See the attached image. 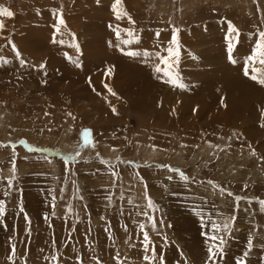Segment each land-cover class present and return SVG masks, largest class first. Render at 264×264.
<instances>
[{"label":"rangeland","instance_id":"374dc122","mask_svg":"<svg viewBox=\"0 0 264 264\" xmlns=\"http://www.w3.org/2000/svg\"><path fill=\"white\" fill-rule=\"evenodd\" d=\"M113 4L0 0L13 13L0 16V57L7 60H0V264H49L51 255L59 264H117V254L123 264H148L141 223L156 264L161 255L164 264H210L211 241L203 234H211L210 219L231 225L219 233L224 256L216 264H236L245 252L247 264H264L257 202L264 200V85L244 74L264 31V0H122L134 23L117 19ZM57 11L64 19L59 33ZM229 22L239 32L236 63L229 59ZM117 28L121 39L134 30L137 42L120 44ZM173 29L180 45L174 70L186 87L156 73L157 81L141 82V96L128 82L131 68L152 70L159 60L124 52L166 55ZM223 79L233 83L225 87L231 101L212 106ZM84 130L91 146L84 145ZM146 194L158 211L147 208ZM145 211L155 217V230L139 214Z\"/></svg>","mask_w":264,"mask_h":264},{"label":"snow or ice","instance_id":"6c2138e0","mask_svg":"<svg viewBox=\"0 0 264 264\" xmlns=\"http://www.w3.org/2000/svg\"><path fill=\"white\" fill-rule=\"evenodd\" d=\"M121 2L122 0H114L113 4V10L116 14L117 19H121L122 17H127L130 23H134V21L131 20V17L128 16L127 12L121 7ZM57 19H56V24L54 25L55 32L59 33L61 26L64 25V19H63V14L60 11H57L55 13ZM0 16L4 17H12L13 13L8 10L7 8L0 7ZM5 25L2 20H0V32L3 31ZM117 39L120 41V44L123 45H130L134 44L137 42L138 37H136L134 30L132 29H126L124 30L125 36L127 38L121 39V30L119 28L115 29ZM179 29H173L172 32V39L169 42V46L165 49L166 55H162L160 52H153L149 53L147 50H144L142 53L138 50L135 49H129L124 52V54L128 56H139V55H144L145 57L149 56H155L158 60L159 63L155 64L154 66V72L155 73H163V77L166 78V82L180 88L186 87V85L183 83L181 77L179 76V73L176 72L174 69L176 67V64L179 61V56H180V45L178 41V34ZM159 33H157V36ZM239 36L238 30L229 22L228 25V35L226 36V39L228 40V53H229V59L233 62L236 63V60L232 56L233 49L236 47V45L233 43L234 39H237ZM62 42V41H61ZM8 43L12 45V50L15 52L16 57L20 59V62L23 64L25 61L20 58L21 54L19 51L16 49V46L12 44V41L9 39ZM120 44L117 45V47H120ZM121 51H124V49H121ZM0 60H3L5 63H7V60L3 57H0ZM260 64L264 66V31L258 33V38L256 39L255 46L252 48L251 53L245 58L244 60V74L246 76L250 75V78L252 80L257 81L258 83L264 85V68H256V64ZM41 69H43L45 66L41 64L39 66ZM249 68H251V74L249 72ZM110 74V70H109ZM107 90L112 94L115 95L114 92H112L111 88H108L107 85H105ZM115 111V109H113ZM264 115V113H262ZM82 139L84 142L85 146H91L92 142L90 140V131L89 130H84L82 132ZM42 151V150H41ZM253 155L255 153L253 152ZM103 163V161H102ZM161 167H169L167 165H161ZM13 175L8 178L7 184L8 187L11 188L13 181L15 180V168L12 169ZM170 171L176 172L181 176V179L183 180H188L189 177H187L183 172H181L179 169H172L170 168ZM171 179V177H169ZM210 184H212L214 187H219L216 185L213 181H209ZM224 190L221 189V192ZM8 193L6 192L5 195ZM228 195H232V193H228ZM146 200H147V208L152 211H158L157 206L155 203L152 201L150 197L147 196L146 194ZM110 199V198H109ZM240 197H236V200H240ZM131 202V201H130ZM251 202V201H249ZM260 206H261V211H264V200H258L257 201ZM55 207V197H53V208ZM21 211L23 209L21 208ZM69 212H71V208L69 207L68 209ZM5 213V204L4 201L0 200V217H3ZM140 215H144L147 217L148 222L151 224L153 230L156 228V219L154 216L149 215L148 211L139 213ZM53 215H55V212H53ZM25 219L27 220L28 217L25 215ZM232 220L235 219V217L231 218ZM163 221H161V224ZM201 223L202 225L205 224L203 217H201ZM206 227H209L210 233H203L204 235L207 236V240L211 241V243L208 244V261L210 264H216V258L219 256L220 258H223L224 256V244L225 241L223 239V236L219 235L221 232H230L231 230V225L228 222V220H225L222 224L218 221L215 220H209L208 224L205 225ZM139 230L143 233V248L144 252L146 253L144 256V260L148 262V264H156V251L155 247H151V240L149 237V234L147 230L145 229V224L141 223L139 225ZM249 250L252 247L251 244V238L249 239ZM151 253L150 255L148 253ZM12 253H15V245L12 246ZM247 252L243 254L242 257L238 258L236 261V264H247ZM11 255L9 256V259H11ZM79 260V258H77ZM117 262V264H123V262L119 258V254L114 258ZM49 264H59V256L58 255H51ZM99 264V262H98ZM159 264H164V257L161 255L159 257Z\"/></svg>","mask_w":264,"mask_h":264},{"label":"bare ground","instance_id":"6f19581e","mask_svg":"<svg viewBox=\"0 0 264 264\" xmlns=\"http://www.w3.org/2000/svg\"><path fill=\"white\" fill-rule=\"evenodd\" d=\"M116 55V54H115ZM119 58V57H118ZM132 58V57H131ZM51 62V61H50ZM133 64H135V63H133ZM132 64V65H133ZM138 64V63H137ZM139 64H141V63H139ZM155 64H156V62H155ZM121 66V65H120ZM134 66V65H133ZM132 66V68L134 69H132L131 68V77H129V81L128 82H130V84H133V85H135L136 87H137V91L136 92H138L141 96H144L143 95V93H142V91L144 90V86H142L141 85V82L142 81H144L145 82V80H149L150 78H153L154 80H158L159 79V77H158V75L156 74V73H154L150 68H149V66H145V68L143 69V70H139V71H136L135 70V68ZM153 66H154V64H153ZM154 68V67H153ZM125 69V68H124ZM128 69V68H127ZM126 69V70H127ZM130 69V68H129ZM138 69V68H137ZM217 72V71H216ZM138 76V77H137ZM237 76V75H236ZM224 77V76H223ZM226 77H228V76H226ZM128 78V77H127ZM137 78H139V82H136V79ZM225 78V77H224ZM235 78V77H234ZM236 79H238L237 77H236ZM126 80H128V79H126ZM224 81H225V79H223ZM228 80V79H227ZM150 81V80H149ZM229 81V80H228ZM233 81V80H232ZM126 82V81H125ZM127 82V83H128ZM143 84V83H142ZM145 84V83H144ZM148 84V83H147ZM231 84H233V83H231V80L229 81V83L228 82H226L225 81V83L222 85V84H216V86H218L217 87V92H216V94H213V97H212V100L211 101H213V103H212V106H215V101L217 102V100L219 101V100H221V101H226V102H228V101H231V96H230V94H229V92L226 90V86H231ZM122 85V84H121ZM156 85V84H155ZM145 87H147L148 88V86H145ZM124 88V87H123ZM235 88V87H234ZM233 88V89H234ZM238 89V88H237ZM235 91V90H234ZM237 91V90H236ZM245 91V90H244ZM120 92V91H119ZM125 92V91H124ZM123 92V93H124ZM129 94V93H128ZM134 94H136V93H134ZM247 94H249V93H247ZM251 95V94H250ZM249 95V96H250ZM219 96H221L222 98H220ZM244 96V95H243ZM132 97V96H131ZM133 98V97H132ZM224 98H225V100H224ZM245 99V98H244ZM260 99H261V101L263 102V100H264V94L263 93H260ZM133 100H134V102L135 103H133V104H136L137 106H143L144 107V109L146 108V107H148V103H145L144 101H143V99L140 97V99H135V98H133ZM132 104V105H133ZM242 106H244V107H246V102H241L240 103ZM131 105V106H132ZM136 105H134V107L136 106ZM232 106V104H230L228 107H231Z\"/></svg>","mask_w":264,"mask_h":264}]
</instances>
